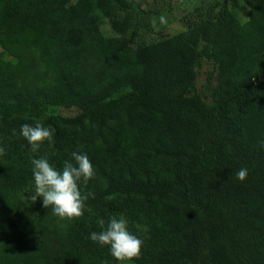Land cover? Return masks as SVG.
Segmentation results:
<instances>
[{
    "label": "trees",
    "instance_id": "1",
    "mask_svg": "<svg viewBox=\"0 0 264 264\" xmlns=\"http://www.w3.org/2000/svg\"><path fill=\"white\" fill-rule=\"evenodd\" d=\"M222 3L133 47L134 0H0V264H118L90 239L113 216L143 241L136 264H264V0ZM204 59L212 100L194 93ZM36 121L54 143L32 152ZM73 152L96 175L68 220L32 202L31 159Z\"/></svg>",
    "mask_w": 264,
    "mask_h": 264
},
{
    "label": "clouds",
    "instance_id": "2",
    "mask_svg": "<svg viewBox=\"0 0 264 264\" xmlns=\"http://www.w3.org/2000/svg\"><path fill=\"white\" fill-rule=\"evenodd\" d=\"M152 27L159 31L156 18L151 20ZM159 24H167L164 15L159 17ZM21 134L31 145L32 152H37L46 141L54 143L53 131L45 127L41 121L35 125L24 123L21 125ZM5 154V148L0 147V155ZM71 160L64 161L62 170H57L44 158H32L35 192L31 196L34 203L38 197L43 198V206H51L54 215L61 219L76 220L84 215L86 196H82L80 182L85 186L95 178V170L86 154L73 152ZM236 178L244 181L248 170L241 168L236 173ZM98 225L102 229L92 232L90 239L101 246H110L113 257L117 260L131 261L138 259L141 254L143 241L128 230V221L125 217L113 216L105 226V221L99 219Z\"/></svg>",
    "mask_w": 264,
    "mask_h": 264
},
{
    "label": "rangeland",
    "instance_id": "3",
    "mask_svg": "<svg viewBox=\"0 0 264 264\" xmlns=\"http://www.w3.org/2000/svg\"><path fill=\"white\" fill-rule=\"evenodd\" d=\"M137 5V15L135 22L129 33V37L133 47L156 42L164 39L169 35H174L185 31L190 25H195L202 18H205L213 9L218 10L223 4V0H134ZM164 15L167 24L160 25L159 17ZM156 18L159 31H156L151 24V20ZM103 27L107 33L111 34L108 23L104 22ZM217 63H213L207 59L203 60L201 67L197 68V89L195 92H201L207 99L212 100L213 89L217 86ZM36 111L25 110L23 107H16V112L20 115L34 118ZM43 115L48 113L41 110ZM59 112L64 115H74L77 110L73 107H63ZM118 264H136L132 261L121 262Z\"/></svg>",
    "mask_w": 264,
    "mask_h": 264
}]
</instances>
